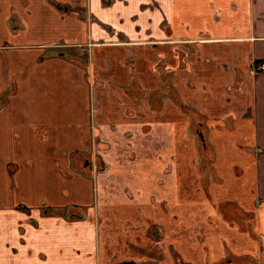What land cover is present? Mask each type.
Segmentation results:
<instances>
[{
	"label": "crops",
	"instance_id": "obj_1",
	"mask_svg": "<svg viewBox=\"0 0 264 264\" xmlns=\"http://www.w3.org/2000/svg\"><path fill=\"white\" fill-rule=\"evenodd\" d=\"M263 62L264 0H0V264H264Z\"/></svg>",
	"mask_w": 264,
	"mask_h": 264
},
{
	"label": "rangeland",
	"instance_id": "obj_2",
	"mask_svg": "<svg viewBox=\"0 0 264 264\" xmlns=\"http://www.w3.org/2000/svg\"><path fill=\"white\" fill-rule=\"evenodd\" d=\"M88 80L91 83L90 78H88ZM91 88H92V84H91ZM150 98H152V96H150ZM197 134H198V131H197ZM195 147H196L197 153L202 152V148H201L200 144L196 145ZM85 153H86L87 163L89 164L90 172H91V174L95 175L103 167H102L100 160L98 158V145L95 143L94 127H90V137H88V139H87ZM260 154L264 155V151L262 150V152H260ZM208 162L209 161H207L206 163H208Z\"/></svg>",
	"mask_w": 264,
	"mask_h": 264
},
{
	"label": "trees",
	"instance_id": "obj_3",
	"mask_svg": "<svg viewBox=\"0 0 264 264\" xmlns=\"http://www.w3.org/2000/svg\"><path fill=\"white\" fill-rule=\"evenodd\" d=\"M132 85H133V83H131L129 86H132ZM169 89H170L169 95L171 97L177 99V95H176V93L174 91H172V88L170 87V85H169ZM197 130L200 132V128H198ZM198 142L201 145L202 152L205 151L207 153H211V148L210 147H209L210 149L208 148L207 143L205 141V138L204 139L203 138H198Z\"/></svg>",
	"mask_w": 264,
	"mask_h": 264
},
{
	"label": "built area",
	"instance_id": "obj_4",
	"mask_svg": "<svg viewBox=\"0 0 264 264\" xmlns=\"http://www.w3.org/2000/svg\"><path fill=\"white\" fill-rule=\"evenodd\" d=\"M263 68H264V62L263 63H260V64H258L256 66V69L259 70V71H261ZM124 264H135V263H133V262H126Z\"/></svg>",
	"mask_w": 264,
	"mask_h": 264
},
{
	"label": "water",
	"instance_id": "obj_5",
	"mask_svg": "<svg viewBox=\"0 0 264 264\" xmlns=\"http://www.w3.org/2000/svg\"><path fill=\"white\" fill-rule=\"evenodd\" d=\"M202 135L200 134V137H201Z\"/></svg>",
	"mask_w": 264,
	"mask_h": 264
}]
</instances>
